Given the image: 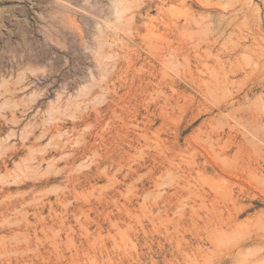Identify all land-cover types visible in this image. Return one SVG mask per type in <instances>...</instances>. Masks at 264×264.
I'll use <instances>...</instances> for the list:
<instances>
[{
  "label": "rangeland",
  "instance_id": "rangeland-1",
  "mask_svg": "<svg viewBox=\"0 0 264 264\" xmlns=\"http://www.w3.org/2000/svg\"><path fill=\"white\" fill-rule=\"evenodd\" d=\"M0 264H264V0H0Z\"/></svg>",
  "mask_w": 264,
  "mask_h": 264
}]
</instances>
